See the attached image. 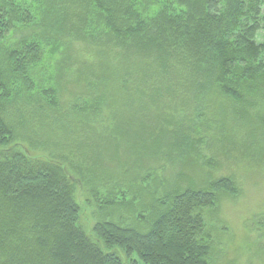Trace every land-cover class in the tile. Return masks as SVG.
Returning <instances> with one entry per match:
<instances>
[{
	"label": "rangeland",
	"instance_id": "obj_1",
	"mask_svg": "<svg viewBox=\"0 0 264 264\" xmlns=\"http://www.w3.org/2000/svg\"><path fill=\"white\" fill-rule=\"evenodd\" d=\"M72 41L56 103L0 111L13 136L0 162H59L75 179L76 226L88 235L99 222L145 233L179 193L210 192L200 211L207 263L264 264V95L233 100L215 76L174 71L181 57L161 66L156 56ZM222 179L229 185L216 187ZM0 219V264H10L16 246H31L17 219L33 222L7 205Z\"/></svg>",
	"mask_w": 264,
	"mask_h": 264
},
{
	"label": "trees",
	"instance_id": "obj_2",
	"mask_svg": "<svg viewBox=\"0 0 264 264\" xmlns=\"http://www.w3.org/2000/svg\"><path fill=\"white\" fill-rule=\"evenodd\" d=\"M76 39L156 56L161 66L181 57L174 71L215 76L236 101L264 95V0H0V111L56 103ZM12 137L0 116V157L9 156ZM12 158L0 162V205L30 213L33 225L17 219L31 246H16L10 264H208L199 240L210 192L179 193L145 233L99 222L91 236L76 226L75 179L59 162ZM4 242L0 231V252Z\"/></svg>",
	"mask_w": 264,
	"mask_h": 264
}]
</instances>
